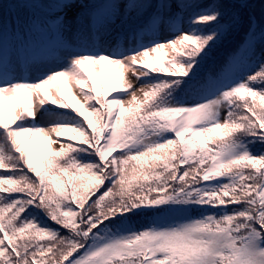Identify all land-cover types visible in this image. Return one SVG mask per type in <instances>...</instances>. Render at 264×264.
Returning a JSON list of instances; mask_svg holds the SVG:
<instances>
[{"label": "snow or ice", "instance_id": "snow-or-ice-1", "mask_svg": "<svg viewBox=\"0 0 264 264\" xmlns=\"http://www.w3.org/2000/svg\"><path fill=\"white\" fill-rule=\"evenodd\" d=\"M15 3L58 9L59 43L0 15V264H264V24L203 72L220 0H100L87 27L84 0Z\"/></svg>", "mask_w": 264, "mask_h": 264}, {"label": "trees", "instance_id": "trees-1", "mask_svg": "<svg viewBox=\"0 0 264 264\" xmlns=\"http://www.w3.org/2000/svg\"><path fill=\"white\" fill-rule=\"evenodd\" d=\"M42 2L46 4L55 3V1H51V0H42ZM99 2L100 0H90V5H95L96 3ZM212 3L213 0H202V4L205 7H207ZM220 3L222 4L221 10L224 12V23L232 24L234 19L237 21V23H236V27L231 32L228 39L217 48L213 59L210 60L204 66L202 70L203 72H212V71H217L219 69V66L223 63L224 58L230 52L235 50L237 46L240 45L241 42L244 40L245 34L248 31L250 20L252 17H254L258 23L264 24V4L261 3V0H248L247 7H241L240 0H220ZM51 10H56V8L45 7L42 9L32 10L17 6L15 0H2V7H0V15L11 20H15L17 17H19L23 21V20H27L29 16H32L33 12H35L37 17H40L42 16L41 14L42 11L47 12ZM149 14L150 13L140 17L133 16V18L129 20L128 24L129 25L137 24L141 26L148 21ZM186 26L187 25H185V27ZM41 124L44 125L42 121ZM252 150L254 152H259L261 150H264V146L255 145L253 146ZM10 174L11 173L6 172L5 170H0V175H10ZM48 223L54 228L59 227L53 224L51 221H48ZM144 223L145 221L139 220L137 222V226L142 227Z\"/></svg>", "mask_w": 264, "mask_h": 264}, {"label": "rangeland", "instance_id": "rangeland-1", "mask_svg": "<svg viewBox=\"0 0 264 264\" xmlns=\"http://www.w3.org/2000/svg\"><path fill=\"white\" fill-rule=\"evenodd\" d=\"M89 2H90V0H84V6L83 7H79V6H77V7H75V8H73L69 13H68V16H69V18H72V17H74L77 13H82V16H81V23L82 24H84L85 25V27H87V25L89 24V19H88V12H89ZM58 11H56L55 13H53L52 14V17L55 19L56 18V13H57ZM123 19H125V18H123ZM125 21L127 22L128 20L127 19H125ZM52 22L53 21H51L50 23H49V25H52ZM125 22V23H126ZM125 23H123V24H121L119 21L117 22V27L112 31V33H111V35L110 36H106L105 37V41L104 42H108V43H114L115 42V40H114V37H115V35L121 30V26L122 25H124ZM37 35V37H38V39L40 40V42H41V45H44V44H48V45H44V46H49V44L51 45V46H53V45H55L56 47L54 48V51L53 52H50V53H48L47 54V56H51V55H53L54 53H55V51H56V49H57V47H58V39H57V37H56V35H55V31H53V34H52V37L51 38H49L48 37V39L45 37V35L44 34H42L40 31L36 34ZM65 38L68 40V41H71V40H73V36H72V34L71 33H66L65 34ZM166 37H161V39H165ZM34 51V49L32 48L31 49V52H33ZM74 104H75V101L73 100L72 101ZM78 106V105H77ZM39 117H40V112H39V110L37 111V120L39 119ZM41 120V119H40ZM43 123H44V126H47V123L48 122H46L45 120H41ZM39 139V138H38Z\"/></svg>", "mask_w": 264, "mask_h": 264}, {"label": "bare ground", "instance_id": "bare-ground-1", "mask_svg": "<svg viewBox=\"0 0 264 264\" xmlns=\"http://www.w3.org/2000/svg\"><path fill=\"white\" fill-rule=\"evenodd\" d=\"M47 32V31H46Z\"/></svg>", "mask_w": 264, "mask_h": 264}]
</instances>
